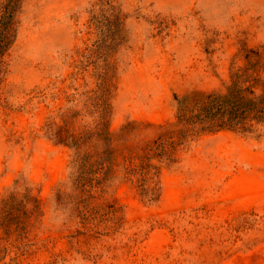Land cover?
<instances>
[{
	"label": "rangeland",
	"instance_id": "obj_1",
	"mask_svg": "<svg viewBox=\"0 0 264 264\" xmlns=\"http://www.w3.org/2000/svg\"><path fill=\"white\" fill-rule=\"evenodd\" d=\"M10 24L0 202L28 190L42 215L0 264H264V128L201 132L174 161L153 159L152 195L115 167L95 218L74 217L73 151L52 135L103 118L157 137L175 96L224 90L247 60L264 63V0H16Z\"/></svg>",
	"mask_w": 264,
	"mask_h": 264
},
{
	"label": "trees",
	"instance_id": "obj_2",
	"mask_svg": "<svg viewBox=\"0 0 264 264\" xmlns=\"http://www.w3.org/2000/svg\"><path fill=\"white\" fill-rule=\"evenodd\" d=\"M15 7L16 0H11L0 16V53L5 46L1 38L7 39L11 33L10 21ZM263 68L261 60L250 59L245 67L232 72L224 90H191L175 96L176 118L159 126L161 133L154 138L145 134L153 126L150 123L131 121L112 132L103 118L93 126H83L78 132L67 130L63 134L58 129L52 133L58 143L63 142L73 151L70 182L76 197L74 217L95 218L99 213L97 200L105 194L106 180L115 167H120L125 180L135 178L143 196L152 195L151 182L157 174L153 159L174 161L171 157L176 148L201 132H251L264 128ZM48 127L51 129V124ZM41 213L39 201L28 190L21 199L13 193L3 199L0 202V250L24 244L26 220L38 218Z\"/></svg>",
	"mask_w": 264,
	"mask_h": 264
}]
</instances>
